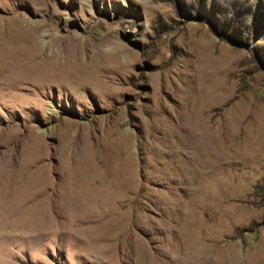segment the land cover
<instances>
[{"label": "rangeland", "instance_id": "374dc122", "mask_svg": "<svg viewBox=\"0 0 264 264\" xmlns=\"http://www.w3.org/2000/svg\"><path fill=\"white\" fill-rule=\"evenodd\" d=\"M264 0H0V264H264Z\"/></svg>", "mask_w": 264, "mask_h": 264}, {"label": "trees", "instance_id": "16d2710c", "mask_svg": "<svg viewBox=\"0 0 264 264\" xmlns=\"http://www.w3.org/2000/svg\"><path fill=\"white\" fill-rule=\"evenodd\" d=\"M255 190L257 191V194H258V193H260V194H263V193H264V189L261 188V186H257V187L255 188ZM263 207H264V206H263Z\"/></svg>", "mask_w": 264, "mask_h": 264}]
</instances>
